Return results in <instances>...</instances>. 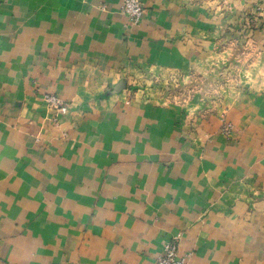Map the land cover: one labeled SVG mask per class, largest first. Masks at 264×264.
I'll use <instances>...</instances> for the list:
<instances>
[{
	"label": "crops",
	"instance_id": "crops-1",
	"mask_svg": "<svg viewBox=\"0 0 264 264\" xmlns=\"http://www.w3.org/2000/svg\"><path fill=\"white\" fill-rule=\"evenodd\" d=\"M142 1L0 0V264H264V0Z\"/></svg>",
	"mask_w": 264,
	"mask_h": 264
},
{
	"label": "built area",
	"instance_id": "built-area-1",
	"mask_svg": "<svg viewBox=\"0 0 264 264\" xmlns=\"http://www.w3.org/2000/svg\"><path fill=\"white\" fill-rule=\"evenodd\" d=\"M104 9V7L102 6ZM122 13H124L129 22L133 25H137L140 22L144 8L142 0H123ZM45 102L48 106L55 110L56 113H61L66 110L62 101L56 97V95L46 94L44 96ZM232 127L228 123L226 129ZM189 255H180L178 252V245L176 244V239L173 241H167L163 247L162 253L157 258L155 264H187Z\"/></svg>",
	"mask_w": 264,
	"mask_h": 264
},
{
	"label": "rangeland",
	"instance_id": "rangeland-1",
	"mask_svg": "<svg viewBox=\"0 0 264 264\" xmlns=\"http://www.w3.org/2000/svg\"><path fill=\"white\" fill-rule=\"evenodd\" d=\"M190 1V0H188ZM264 18V8L261 7L260 5H255L254 6V11H246V13H244V16H243V22L244 23V29H246V31L248 30V28H250L252 26L255 27L254 25L256 23H260ZM234 20L236 22L237 19L234 17ZM251 30V29H250ZM145 80L144 81H152V87H156V88H160V90L166 95V96H169V95H173L174 92L179 89L180 85H179V81H178V78L175 77L174 75H166L164 77H161V76H156V77H143ZM57 97V96H56ZM60 99V98H59ZM45 100V99H44ZM61 100V99H60ZM63 105L65 107H67V104L61 100ZM48 105V104H47ZM67 110V108H66ZM66 110L64 112H61L60 114H64L66 112ZM223 124H222V127H221V134L230 139L231 138V135L233 133V124L230 122V121H227L226 119L223 118ZM228 123L231 124L232 127L229 128V130L226 129Z\"/></svg>",
	"mask_w": 264,
	"mask_h": 264
}]
</instances>
